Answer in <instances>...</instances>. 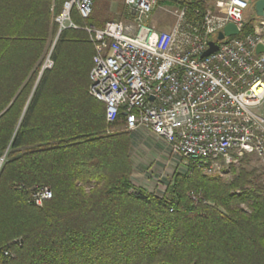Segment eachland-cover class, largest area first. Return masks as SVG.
Segmentation results:
<instances>
[{
    "label": "trees",
    "instance_id": "obj_1",
    "mask_svg": "<svg viewBox=\"0 0 264 264\" xmlns=\"http://www.w3.org/2000/svg\"><path fill=\"white\" fill-rule=\"evenodd\" d=\"M51 1L0 0V264H264V173L177 174L171 198L137 189L131 133L108 134L124 113L108 124L89 94L94 45L74 29L56 40ZM39 188L53 198L35 207Z\"/></svg>",
    "mask_w": 264,
    "mask_h": 264
},
{
    "label": "built area",
    "instance_id": "obj_2",
    "mask_svg": "<svg viewBox=\"0 0 264 264\" xmlns=\"http://www.w3.org/2000/svg\"><path fill=\"white\" fill-rule=\"evenodd\" d=\"M209 1L213 10L198 9L189 17L184 9L170 31L150 25L156 0H125L127 22L109 21L102 28L88 23L94 0H65L58 13L53 0L51 12L59 33L83 31L94 45L89 94L105 105L108 124L124 113L120 129L150 131L174 156L206 174L246 156L264 167V51L257 53L264 47V30L245 20L258 0ZM230 23L239 35L218 42ZM212 41L217 52L201 58ZM52 67L48 58L44 69ZM52 198L48 188L35 189L29 204L41 207Z\"/></svg>",
    "mask_w": 264,
    "mask_h": 264
},
{
    "label": "rangeland",
    "instance_id": "obj_3",
    "mask_svg": "<svg viewBox=\"0 0 264 264\" xmlns=\"http://www.w3.org/2000/svg\"><path fill=\"white\" fill-rule=\"evenodd\" d=\"M53 1V0H52ZM51 1V6H52ZM156 0V9L151 16L150 25L153 26L158 31H170L177 22L178 16L182 13L185 8L180 5L181 2H204L207 10H213V5L209 0ZM58 0L56 2L55 12H59ZM51 11V9H50ZM52 22L53 13L51 12ZM94 24L97 27L103 25L109 21H125L127 22V7L125 0H94ZM245 20L253 25H259V16L250 8L245 13ZM75 21L79 24H84L80 18L75 17ZM54 23V22H53ZM61 33H58V36ZM55 40V42H56ZM52 50L46 56L45 62L48 58H51ZM44 62V65H45ZM43 65V68H44ZM51 69V68H50ZM124 131L122 129H111L108 134ZM144 144L138 149L133 148L132 150V161L134 166V171L132 175V181L137 189H142L148 194L155 195L159 198L168 197L171 198L168 192V186L172 185L175 181L177 174L193 176L196 170L192 169L187 165V162L181 157L174 156L171 151L155 140L144 137ZM6 156L3 167L7 161L8 151H6L1 157ZM2 167V168H3ZM248 168L250 170L257 169L260 173H264V167L262 166L260 160L255 156H246L238 164L231 166L228 169L222 171V173L206 174L204 171H198L203 174V176L209 178H220L225 181H231L240 168ZM2 170V169H1ZM0 170V173H1ZM223 174V175H222ZM31 197V194H30ZM29 197V198H30ZM197 201L198 198L193 199Z\"/></svg>",
    "mask_w": 264,
    "mask_h": 264
},
{
    "label": "water",
    "instance_id": "obj_4",
    "mask_svg": "<svg viewBox=\"0 0 264 264\" xmlns=\"http://www.w3.org/2000/svg\"><path fill=\"white\" fill-rule=\"evenodd\" d=\"M254 9L256 14L259 17H264V0H258L255 2L254 4ZM239 35V30L238 28L230 23L228 24L224 30L222 32L219 33L218 37H217V41L221 42L224 41L226 38H230V37H234ZM219 46L216 42L212 41L209 43V49L202 55L201 58H206L208 56H210L211 54L217 52ZM264 51V47L262 45L258 46L257 48V53H261Z\"/></svg>",
    "mask_w": 264,
    "mask_h": 264
},
{
    "label": "crops",
    "instance_id": "obj_5",
    "mask_svg": "<svg viewBox=\"0 0 264 264\" xmlns=\"http://www.w3.org/2000/svg\"><path fill=\"white\" fill-rule=\"evenodd\" d=\"M131 136H132V150L133 148L138 149L139 147H142L145 141L144 137L148 136L149 138L155 140L156 142L163 144L167 148V150L170 151L169 145L163 139L157 137L156 135L145 129H140L138 131L131 132ZM132 150H131V158H132Z\"/></svg>",
    "mask_w": 264,
    "mask_h": 264
},
{
    "label": "bare ground",
    "instance_id": "obj_6",
    "mask_svg": "<svg viewBox=\"0 0 264 264\" xmlns=\"http://www.w3.org/2000/svg\"><path fill=\"white\" fill-rule=\"evenodd\" d=\"M255 29H258V30H264V22H260L259 25H256L255 26ZM225 169H220V171H216V174L218 173H222V171H224ZM218 172V173H217ZM223 175V174H222Z\"/></svg>",
    "mask_w": 264,
    "mask_h": 264
}]
</instances>
